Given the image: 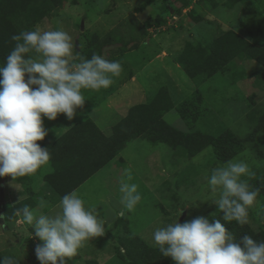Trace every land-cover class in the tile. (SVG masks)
<instances>
[{
  "label": "rangeland",
  "instance_id": "obj_1",
  "mask_svg": "<svg viewBox=\"0 0 264 264\" xmlns=\"http://www.w3.org/2000/svg\"><path fill=\"white\" fill-rule=\"evenodd\" d=\"M185 1L187 7L179 11L181 0H63L48 16L38 21L34 28L63 29L73 35L76 54L85 49L90 54L105 53L109 60H118L123 67V72L113 78L114 82L109 88L82 90L85 106L77 110L80 114L73 120L66 119L64 114H59L55 120L44 118V125L49 129L46 137L55 139L66 127L86 116L94 118L102 127H105V123L110 126V123L117 121L120 112L141 100L140 83L131 82L127 75L137 72L161 50L170 51L169 56L174 58L186 43L200 44L227 29L238 32L250 41L264 36V0ZM129 41L136 46L134 49H120L121 44L126 45ZM260 67L254 60L236 58L226 71L217 72L199 85L177 68L173 77L176 87L170 86V91L175 101L182 97L175 93L177 90L188 93L198 89L203 95L210 111L206 118L195 123L194 129L217 134L227 127L239 137H244L254 126L246 113L252 108L264 110V79L254 76ZM123 89V99L118 100ZM173 115L184 123H180L184 131L189 130L174 108L167 118ZM256 136L258 139L255 142L245 143L243 150L232 159H244L252 172H264V130ZM134 142L136 145L132 143L131 146L135 148L126 147L123 152L128 160L125 166L118 168L117 161L116 165L97 173L96 179L101 184L96 179L87 184L90 197L85 199L86 206L98 208L102 215L110 207L107 194L110 192L120 198L118 178L124 169H130V183L138 185L142 199L133 211L123 206L121 208L126 211L130 230L154 248L157 246L152 241L153 231L156 227L174 222L176 215L182 223L197 216L210 217L219 211L218 206L209 200L212 194L206 187L212 169L224 164L216 160L212 147L208 146L186 159L180 150H173L163 143L151 144L143 138ZM148 160L152 161L150 167L155 177L157 175L153 181L148 175ZM43 172L45 170L41 168L39 174ZM243 178L247 180L248 177ZM1 188L4 190L5 206L10 204L9 197L20 199L24 196L23 185L12 180L11 176L0 177V191ZM41 198L46 201L43 208L40 207ZM197 198L205 201L197 200L195 206ZM32 209L38 214H54L59 210L46 193L39 195ZM248 215L247 224L252 229L264 230V198H256L248 209ZM11 234L17 236L18 241L13 240ZM108 234L110 239L102 240L101 236L85 242L78 255L68 264L128 262L129 253L118 245V238L124 232L113 228L105 231L104 235ZM26 235L17 226H8L0 257H8L14 264H40L34 249L37 243L42 242ZM25 238L31 240L32 248L26 244ZM156 257L145 264H175L170 257H164L161 253Z\"/></svg>",
  "mask_w": 264,
  "mask_h": 264
},
{
  "label": "clouds",
  "instance_id": "obj_2",
  "mask_svg": "<svg viewBox=\"0 0 264 264\" xmlns=\"http://www.w3.org/2000/svg\"><path fill=\"white\" fill-rule=\"evenodd\" d=\"M11 39L15 46L0 66V177L15 180L35 174L50 161L49 148L37 143L49 131L44 118L55 120L64 114L73 120L80 114L77 110L85 106L82 90L109 88L123 67L105 53H94L90 59L76 54L73 35L63 29L36 27ZM253 175L246 160L238 158L212 169L206 187L212 194L209 200L222 211L224 221L248 223V209L258 191L251 190L243 177ZM131 180L130 169H124L118 178L119 202L128 211L142 199L138 185ZM197 200L205 201L197 198L195 206ZM45 204L41 198L40 207ZM58 208L54 214H38L25 205L15 213L30 226V237L42 242L34 249L40 264H68L85 242L106 231L107 222L98 208L86 206L76 190L64 194ZM177 217L152 233L161 255L175 264H264V240L247 234L237 239L218 219L197 216L181 223ZM0 264L14 262L5 256L0 257Z\"/></svg>",
  "mask_w": 264,
  "mask_h": 264
},
{
  "label": "trees",
  "instance_id": "obj_3",
  "mask_svg": "<svg viewBox=\"0 0 264 264\" xmlns=\"http://www.w3.org/2000/svg\"><path fill=\"white\" fill-rule=\"evenodd\" d=\"M62 1L0 0V66L4 65L6 56L15 46L16 42L11 37L22 30H33L34 25L48 16ZM181 1L179 11L188 5L185 0ZM127 44H121L120 49H126ZM79 55L90 59L93 54L85 49L80 51ZM236 58L256 61L261 67L254 76L264 79V36L250 41L238 32L227 29L200 44L186 43L174 56L180 68L196 85L217 72L226 71ZM173 108L185 121L189 130L182 131L163 118V115ZM209 111L198 90H194L176 104L166 89H160L148 101L132 105L126 115L112 126L108 136L86 116L75 122L59 137L49 139L45 136L42 141H37L42 147H48L51 153L48 162L50 170L42 177L45 181L53 180L57 184L54 194L61 198L116 156L131 139L141 137L151 144L163 143L173 150H180L186 159L194 157L210 146L216 160L225 163L238 155L245 143L255 142L254 140L258 139L256 135L264 130V110L254 108L246 113L254 126L244 137H239L227 127L217 134L194 129L195 123L206 118ZM253 148L256 149V146ZM256 152L261 154L258 150ZM253 173V176L247 178V182L251 190L258 191L256 198H264V172L255 170ZM30 206L33 207L34 204L31 203ZM17 207L19 204L11 207L2 206L1 215L5 224L16 216ZM222 217V211H218L209 218L210 221L220 220L237 239L247 234L257 241L264 240V230H255L248 224L240 225L235 221L226 222ZM113 228H120L124 232V235L118 238V245L131 257L128 262L121 264H145L160 254L158 247H152L130 230L129 219L125 214L118 217L111 229ZM110 238L109 234L101 237L102 240ZM25 242L33 247L29 238H25ZM86 264L98 263L88 261Z\"/></svg>",
  "mask_w": 264,
  "mask_h": 264
},
{
  "label": "crops",
  "instance_id": "obj_4",
  "mask_svg": "<svg viewBox=\"0 0 264 264\" xmlns=\"http://www.w3.org/2000/svg\"><path fill=\"white\" fill-rule=\"evenodd\" d=\"M133 44L134 43L129 41L125 50L128 51V50L134 49L136 46H134ZM169 52L170 51L165 50V49L161 50L159 53H156L155 57L151 58L150 61H148L146 64L142 65L137 72L129 73V75H127L131 82L135 83L136 81H138L141 85L140 91L142 92V94H141V100L139 103H143V102L148 101L160 89H166L168 91V93L170 94L172 100L176 104L181 102L184 98L189 96L194 91V90H192V91H189L188 93H186V92L177 90L175 93L177 95H182V97L178 101H175L173 99L171 91H170V86L176 87L174 85L175 81L173 78L174 74H175L174 71H176L177 68H180V66L174 60V58L169 56L170 55ZM209 79H207V80H209ZM124 85H125V82H124ZM126 87L127 86H125L124 89H126ZM124 89L121 90L120 98L118 100L123 99L122 96L124 94ZM195 90H198V89H195ZM136 104H138V103H136ZM128 109H124L122 112L119 113L120 117L117 121H119L122 117H124L126 115ZM171 111H172V109L169 110L168 112H166L163 115V118L169 124H171L174 127L184 131V129H182L180 126V123L182 124L183 122L179 118H177L174 115L167 118ZM88 117H90V116H88ZM90 118L95 122V124L98 126V128L106 136L110 135L111 130H112V126L117 122V121H115L114 123H110L111 124L110 126H107V124L105 122H103V124L105 123L104 124L105 127H102V125H100L97 121H95L94 118H92V117H90ZM72 125L73 124L66 127L62 131V133L65 132L67 129H69ZM137 139H141V137L131 139L126 144V146L118 152V154L116 156H114L106 164H104L102 167H100L95 173H93L85 181H83L80 185H78L75 189H73L79 193V195L85 201V204L87 203V200H85V199H88L90 197V193L87 192V184L90 181L96 179V177H97L96 175L100 170H102L106 167H109V166L112 167V166L116 165L117 161H118V164H117L118 168L125 166L127 164L128 160L123 156L124 155L123 152L126 149V147L135 148L136 146L132 147L131 144L133 143L134 145H136V142H134V141H136ZM146 162L149 166L148 175H149L150 179L153 181V178L155 177V173H154L153 169L150 167V165L152 164L151 163L152 161L148 160ZM41 168H43L45 170V172L39 174L40 173V171H39V173L36 172L33 175L18 177L15 179L16 182L23 185V187H24L23 195L24 196L23 197L21 196L20 199H12L11 197H9L8 200H9L10 204L7 207H11V206H14L16 204H19V207L16 208V210H17V209L22 208L25 205L30 206L31 203L34 204L33 207H35L37 204V200H38L39 195L44 194V193H46L47 195H49L51 197L54 207H58L59 202H60V198H57L56 195L54 196V188L57 186V184L53 180L45 181L44 179H42V176L45 173L49 172L50 166L47 163L46 165L42 166ZM155 179H157V175H156ZM96 181L98 184H101L98 178L96 179ZM119 199L120 198L116 197L114 194H112L110 192L107 194V202H108L110 207H107V209L101 215L102 218L107 222L105 224L106 230L112 228L114 222L118 219V217L126 214V211H122V208H121L122 205L120 204ZM4 201H5V199H4ZM4 201H3V203H0V207H2L1 206L2 204L4 205ZM33 207H31V208H33ZM15 213H16V211H15ZM0 217H1V212H0ZM107 224H108V228H107ZM7 226H9V227L17 226V228L21 232H23L24 234H27L26 236H31V234H32V230H31L30 226L27 225L25 228V224L22 223V216L16 215L12 219H9L7 221V224H6V228H7ZM129 227H130V222H129ZM6 228L3 229L2 225L0 223V252L4 249V243L6 241V239L4 237V232L6 231ZM119 229L120 228H114V230H117V231Z\"/></svg>",
  "mask_w": 264,
  "mask_h": 264
},
{
  "label": "water",
  "instance_id": "obj_5",
  "mask_svg": "<svg viewBox=\"0 0 264 264\" xmlns=\"http://www.w3.org/2000/svg\"><path fill=\"white\" fill-rule=\"evenodd\" d=\"M3 201H4V191H3V188H1V191H0V203H3ZM1 206H3V204ZM0 223L2 225V228L5 229L6 228V224L4 223V218H3L2 215L0 217ZM10 237L13 240L18 241V238L16 236L11 234Z\"/></svg>",
  "mask_w": 264,
  "mask_h": 264
}]
</instances>
